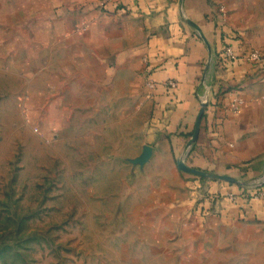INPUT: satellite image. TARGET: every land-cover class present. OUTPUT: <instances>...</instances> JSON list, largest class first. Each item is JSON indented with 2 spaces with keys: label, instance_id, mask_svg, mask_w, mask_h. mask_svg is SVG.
Segmentation results:
<instances>
[{
  "label": "crops",
  "instance_id": "crops-1",
  "mask_svg": "<svg viewBox=\"0 0 264 264\" xmlns=\"http://www.w3.org/2000/svg\"><path fill=\"white\" fill-rule=\"evenodd\" d=\"M0 24V50L21 70L126 92L147 114L143 147L166 192L150 228L183 247L182 264H264V66L248 60L264 54V0H110L103 12L99 0H0ZM180 161L238 183L182 172Z\"/></svg>",
  "mask_w": 264,
  "mask_h": 264
},
{
  "label": "rangeland",
  "instance_id": "rangeland-1",
  "mask_svg": "<svg viewBox=\"0 0 264 264\" xmlns=\"http://www.w3.org/2000/svg\"><path fill=\"white\" fill-rule=\"evenodd\" d=\"M19 67L0 50V264H182L150 228L166 192L140 162L147 114Z\"/></svg>",
  "mask_w": 264,
  "mask_h": 264
},
{
  "label": "water",
  "instance_id": "water-1",
  "mask_svg": "<svg viewBox=\"0 0 264 264\" xmlns=\"http://www.w3.org/2000/svg\"><path fill=\"white\" fill-rule=\"evenodd\" d=\"M182 4H183V0H181V5ZM187 24L189 26H191L192 28H194L199 33L201 39L203 40V42L205 43V45L208 48L210 56H212L211 44L209 43V41H208L207 37L205 36L203 30L196 23H194L191 20H187ZM206 108H207V103H203L202 106H201V111H200V113L198 115V119H197L196 125H195L194 135H193L191 141L188 143L187 149L191 148L192 145L198 140L199 133H200V128H201V124H202V119L204 117ZM152 155H153V149L151 147H146L144 149V153H143V155H142V157L140 159V162L141 163H143V162L145 163V162L149 161L150 158L152 157ZM178 167H179V169L182 172L192 174V175H194L196 177L224 180V181L233 182V183H236V184L238 183L237 180L232 179V178L227 177V176L209 174V173H206V172H202V171L190 168L189 166H187L185 164L184 161H180L178 163ZM258 185H260V186L264 185V179Z\"/></svg>",
  "mask_w": 264,
  "mask_h": 264
},
{
  "label": "built area",
  "instance_id": "built-area-1",
  "mask_svg": "<svg viewBox=\"0 0 264 264\" xmlns=\"http://www.w3.org/2000/svg\"><path fill=\"white\" fill-rule=\"evenodd\" d=\"M109 2H110V0H99V10L101 12H103L106 9V7L109 4ZM225 54L228 57V61H230V63H233V62H235L238 59L236 54L229 47L225 49ZM248 60L250 62L257 63L259 65L264 66V54L260 53L259 51L250 52L249 55H248ZM164 86L168 90H175V89L178 88V83L176 81H174V80H170V81L166 82L164 84ZM241 104H242L241 100H236L235 103L232 105V109L235 112H237L239 110V107H240ZM263 196H264V193H263L261 187H259L258 190H257V195H256L255 199H260ZM229 197H230V200L232 202L236 203L237 200H238V197L236 195H230Z\"/></svg>",
  "mask_w": 264,
  "mask_h": 264
}]
</instances>
